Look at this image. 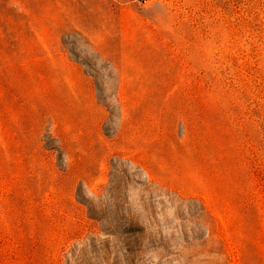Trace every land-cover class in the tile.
I'll return each instance as SVG.
<instances>
[{
    "label": "rangeland",
    "instance_id": "obj_1",
    "mask_svg": "<svg viewBox=\"0 0 264 264\" xmlns=\"http://www.w3.org/2000/svg\"><path fill=\"white\" fill-rule=\"evenodd\" d=\"M0 264H264V0H0Z\"/></svg>",
    "mask_w": 264,
    "mask_h": 264
}]
</instances>
